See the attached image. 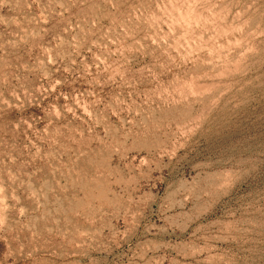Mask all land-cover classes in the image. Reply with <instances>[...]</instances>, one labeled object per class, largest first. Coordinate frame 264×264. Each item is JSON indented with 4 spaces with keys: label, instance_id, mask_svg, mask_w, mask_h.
Wrapping results in <instances>:
<instances>
[{
    "label": "rangeland",
    "instance_id": "1",
    "mask_svg": "<svg viewBox=\"0 0 264 264\" xmlns=\"http://www.w3.org/2000/svg\"><path fill=\"white\" fill-rule=\"evenodd\" d=\"M0 264H264V0H0Z\"/></svg>",
    "mask_w": 264,
    "mask_h": 264
}]
</instances>
